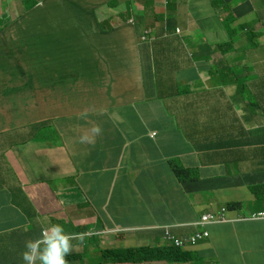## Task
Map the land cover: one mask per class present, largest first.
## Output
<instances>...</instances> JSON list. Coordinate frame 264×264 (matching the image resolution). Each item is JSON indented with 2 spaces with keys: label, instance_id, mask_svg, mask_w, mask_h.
<instances>
[{
  "label": "crops",
  "instance_id": "1",
  "mask_svg": "<svg viewBox=\"0 0 264 264\" xmlns=\"http://www.w3.org/2000/svg\"><path fill=\"white\" fill-rule=\"evenodd\" d=\"M249 1L227 17L220 0H0V264H24L48 222L73 235L69 264H264V219H240L264 210V0ZM225 206L232 221L184 248L197 259L110 253L169 248L167 227Z\"/></svg>",
  "mask_w": 264,
  "mask_h": 264
},
{
  "label": "clouds",
  "instance_id": "2",
  "mask_svg": "<svg viewBox=\"0 0 264 264\" xmlns=\"http://www.w3.org/2000/svg\"><path fill=\"white\" fill-rule=\"evenodd\" d=\"M227 2L228 0H220V3L223 4L224 11H226L225 6ZM177 32H180V28H177ZM143 38H145V36H143ZM83 115L86 116L87 112H85ZM101 131L102 129L98 125L93 126L90 130L91 135L88 132H85L79 137V142L90 143L93 136L99 135ZM153 135H155V133H152V136ZM26 141L29 142V138ZM228 208H229L228 206H225L220 211H218V213L207 212L202 214L199 221L195 222L196 225H202V228L197 229L192 233L176 235L172 233V231L167 227L165 230L164 237L169 242V248L170 246L174 245L184 249L185 247L197 245L201 241H204L205 239L209 238L210 231L207 227L204 228V225L232 221V219L227 216V211L229 210ZM206 214L214 215L217 218V220L212 222H203V216ZM240 219L250 220L252 222H255L257 220H262L264 219V210L254 213L247 219H245V217ZM123 230L124 229H118L117 231H123ZM204 232H207L208 234L201 238H198L194 243L190 241H185L184 244L176 243V239L185 240V238H189L196 235L197 233H204ZM72 239H73V235L66 233L63 225L52 224L48 222L47 226L42 228L39 237L35 239H30L25 242V251H23V253L21 254L22 260L24 261V264H37V262H39V264H69V261L66 259V257L69 254H71L74 250Z\"/></svg>",
  "mask_w": 264,
  "mask_h": 264
},
{
  "label": "trees",
  "instance_id": "3",
  "mask_svg": "<svg viewBox=\"0 0 264 264\" xmlns=\"http://www.w3.org/2000/svg\"><path fill=\"white\" fill-rule=\"evenodd\" d=\"M234 0H228L226 6H225V10L228 12L227 13V17H231L234 14L237 17H240L244 14H246V10H245V4L248 3L250 4L249 0H246L245 3L243 4H239V5H234L233 7L231 6V2ZM250 11V10H249ZM247 11V12H249ZM227 18H224L223 21H226ZM245 25H238L235 28H228V31L230 33V35L232 36V40H233V35L234 33H236V31L240 28H242ZM249 35H256V33L253 30H249ZM211 53H209L210 56ZM180 170L185 171L187 169L184 168H180L179 170L177 169L176 172L178 175H180ZM230 206V205H228ZM214 213H218V211H214ZM210 224H206L204 225L205 227H210ZM196 231V230H195ZM141 252H149L151 254H153L152 258L158 259V260H167V261H171L173 263H185V261L187 260H191V259H197V257L195 256V253L191 252V251H187L182 249L181 247H177V246H170V248H137V249H125V250H110V253H113L115 256H117V260L119 262L121 261H125V260H134V259H130V256H134V254L136 253H141ZM72 257V253L69 254L66 259L68 261H70ZM119 257H122L120 259H118ZM146 258H151V257H146Z\"/></svg>",
  "mask_w": 264,
  "mask_h": 264
},
{
  "label": "built area",
  "instance_id": "4",
  "mask_svg": "<svg viewBox=\"0 0 264 264\" xmlns=\"http://www.w3.org/2000/svg\"><path fill=\"white\" fill-rule=\"evenodd\" d=\"M215 220H217V218L214 215H212V214H206V215L203 216V222H212V221H215ZM207 234H208L207 232L197 233L196 235H194L192 237L185 238V240L176 239V243L177 244H184L185 241H190V242L194 243L198 238H201V237H203V236H205Z\"/></svg>",
  "mask_w": 264,
  "mask_h": 264
},
{
  "label": "rangeland",
  "instance_id": "5",
  "mask_svg": "<svg viewBox=\"0 0 264 264\" xmlns=\"http://www.w3.org/2000/svg\"><path fill=\"white\" fill-rule=\"evenodd\" d=\"M123 17L124 18H127V14H125V15H123ZM34 69H37V67H33ZM38 134L36 133V135L35 136H33V139L35 138V139H38ZM247 230H249L252 234H254L255 233V231H256V229L255 228H247ZM85 241H87L86 239H85ZM101 245L102 244H98V246H100L101 247Z\"/></svg>",
  "mask_w": 264,
  "mask_h": 264
}]
</instances>
